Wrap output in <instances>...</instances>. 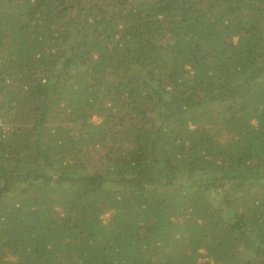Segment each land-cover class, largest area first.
I'll use <instances>...</instances> for the list:
<instances>
[{
	"label": "trees",
	"instance_id": "trees-1",
	"mask_svg": "<svg viewBox=\"0 0 264 264\" xmlns=\"http://www.w3.org/2000/svg\"><path fill=\"white\" fill-rule=\"evenodd\" d=\"M0 264H264V0H0Z\"/></svg>",
	"mask_w": 264,
	"mask_h": 264
},
{
	"label": "rangeland",
	"instance_id": "rangeland-1",
	"mask_svg": "<svg viewBox=\"0 0 264 264\" xmlns=\"http://www.w3.org/2000/svg\"><path fill=\"white\" fill-rule=\"evenodd\" d=\"M92 120H94V121H96V122H99V121H100V118L93 116ZM198 259L206 260V258H204V257H200V258H198ZM198 259H197V260H198Z\"/></svg>",
	"mask_w": 264,
	"mask_h": 264
}]
</instances>
